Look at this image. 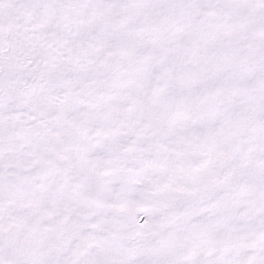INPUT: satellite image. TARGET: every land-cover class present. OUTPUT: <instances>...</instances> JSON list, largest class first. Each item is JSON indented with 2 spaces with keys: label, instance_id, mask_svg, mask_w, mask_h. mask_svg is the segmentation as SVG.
<instances>
[{
  "label": "snow or ice",
  "instance_id": "snow-or-ice-1",
  "mask_svg": "<svg viewBox=\"0 0 264 264\" xmlns=\"http://www.w3.org/2000/svg\"><path fill=\"white\" fill-rule=\"evenodd\" d=\"M0 264H264V0H0Z\"/></svg>",
  "mask_w": 264,
  "mask_h": 264
}]
</instances>
